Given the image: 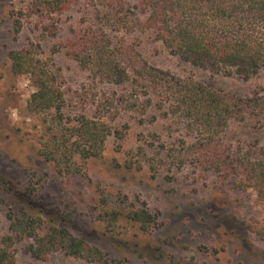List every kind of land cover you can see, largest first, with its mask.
Segmentation results:
<instances>
[{
  "label": "rangeland",
  "instance_id": "374dc122",
  "mask_svg": "<svg viewBox=\"0 0 264 264\" xmlns=\"http://www.w3.org/2000/svg\"><path fill=\"white\" fill-rule=\"evenodd\" d=\"M63 1L50 13L42 9L46 0H0V243L15 214L4 188H13L15 201L46 225L66 227L99 249L101 264H264V240L249 229L263 211L256 194L185 157L200 142L186 123L176 124L157 91L114 84L83 67L73 50L79 45L85 55L94 53L87 39L97 35L130 72L145 65L242 96L264 97V74L228 78L184 63L135 27L136 0ZM124 18L128 27L114 26ZM23 50L50 67L64 94L62 115L29 108L34 83L31 75L14 73L10 57ZM83 115L118 133L107 138L100 157H76L70 170L60 169L44 153L55 151V132ZM248 124L230 126L218 143L222 151L264 146V126ZM134 210H147L155 221L143 230L127 219ZM12 243L16 264H98L61 252L38 260L28 251L30 240Z\"/></svg>",
  "mask_w": 264,
  "mask_h": 264
},
{
  "label": "trees",
  "instance_id": "16d2710c",
  "mask_svg": "<svg viewBox=\"0 0 264 264\" xmlns=\"http://www.w3.org/2000/svg\"><path fill=\"white\" fill-rule=\"evenodd\" d=\"M51 1L54 2L46 0L41 8L53 13L54 5H66L63 0ZM136 1L138 14L133 22L135 27L142 33L150 32L171 55L184 63L228 78L235 76L249 80L264 74V0ZM127 19L115 21L114 26L119 23L128 27ZM46 29L56 35L52 28ZM98 38L93 35L87 39L94 51L90 55H85L81 46H74L76 60L90 71H102L103 77L114 84L137 83L148 93L157 91L162 99L167 100L176 124L181 121L186 123L187 130L196 135L201 145L194 156L188 153L185 157L219 172L224 178L233 176L237 189L251 190L256 194L263 211L249 229L264 240V146L239 145L234 151H222V147L218 146L227 137L232 124L243 123L242 127H246L250 122L252 127L264 126V97L228 93L209 83L174 77L145 65L135 66L130 72ZM10 55L14 73L29 74L34 83L36 92L29 108L40 111L55 108L62 115L64 94L55 84L56 78L47 63L34 60L26 50L14 51ZM117 133L107 122L79 116L73 126L63 132H55L56 142L52 146L56 149L44 155L47 161H53L60 169L65 167L70 170L76 157L83 160L100 157L107 138ZM62 138L65 141L61 143L59 140ZM205 140L208 143L205 144ZM177 159L172 157L173 161ZM4 192L7 195L11 192L3 200L10 204V212L15 214L9 236L0 243V264H16L7 244H13L14 239L30 240L28 251L38 260L61 252L98 264L106 263L99 249L74 236L66 227L51 223L46 225L42 218L34 216L21 204L20 198L15 201L13 188H4ZM127 219L139 223L143 230L155 221L147 210H134Z\"/></svg>",
  "mask_w": 264,
  "mask_h": 264
}]
</instances>
